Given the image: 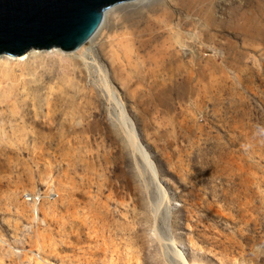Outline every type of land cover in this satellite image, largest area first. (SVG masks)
I'll return each mask as SVG.
<instances>
[{
    "label": "rangeland",
    "instance_id": "obj_1",
    "mask_svg": "<svg viewBox=\"0 0 264 264\" xmlns=\"http://www.w3.org/2000/svg\"><path fill=\"white\" fill-rule=\"evenodd\" d=\"M54 50L0 57V264H264V0Z\"/></svg>",
    "mask_w": 264,
    "mask_h": 264
},
{
    "label": "water",
    "instance_id": "obj_2",
    "mask_svg": "<svg viewBox=\"0 0 264 264\" xmlns=\"http://www.w3.org/2000/svg\"><path fill=\"white\" fill-rule=\"evenodd\" d=\"M138 0H0V56L74 52L99 31L111 8Z\"/></svg>",
    "mask_w": 264,
    "mask_h": 264
},
{
    "label": "bare ground",
    "instance_id": "obj_3",
    "mask_svg": "<svg viewBox=\"0 0 264 264\" xmlns=\"http://www.w3.org/2000/svg\"><path fill=\"white\" fill-rule=\"evenodd\" d=\"M147 1H151V0H138V1H133L132 3L134 4V5H137V4H139V3H144V2H147ZM131 3V2H130ZM115 8V7H114ZM111 9H113V8H111ZM110 9V10H111ZM110 10H108L107 12H106V14H105V20H104V23H103V25L101 26V28L99 29V31L96 33V35L98 36V33L100 32V31H102V29H103V27H104V25H105V23H106V20H107V15H108V13L110 12ZM96 35L94 36V37H96ZM93 39V38H92ZM83 48V46L79 49V50H81ZM53 50V49H52ZM58 51H60L59 49H57ZM57 50H54V51H57ZM50 51V50H49ZM48 52V51H47ZM38 52H37V50H31V51H29L28 53H26L25 55H23V56H21L20 58H18L19 59V61H26L29 57H31L32 55H35V54H37ZM41 53V52H40ZM0 57H2V56H0ZM3 57L4 58H6V59H8V57L9 56H7V55H3ZM6 76H8V77H6ZM10 77V75L8 74V73H6V75L5 76H3V78L4 79H8ZM1 82V81H0Z\"/></svg>",
    "mask_w": 264,
    "mask_h": 264
},
{
    "label": "built area",
    "instance_id": "obj_4",
    "mask_svg": "<svg viewBox=\"0 0 264 264\" xmlns=\"http://www.w3.org/2000/svg\"><path fill=\"white\" fill-rule=\"evenodd\" d=\"M51 197H55V195L51 194L47 198L51 199ZM27 201L33 202V203H40L41 199L39 197H29V198H27Z\"/></svg>",
    "mask_w": 264,
    "mask_h": 264
}]
</instances>
